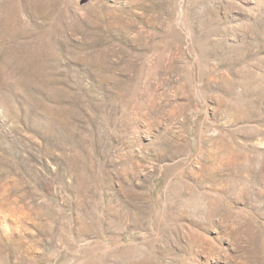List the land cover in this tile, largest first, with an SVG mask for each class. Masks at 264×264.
Returning <instances> with one entry per match:
<instances>
[{
	"label": "rangeland",
	"instance_id": "rangeland-1",
	"mask_svg": "<svg viewBox=\"0 0 264 264\" xmlns=\"http://www.w3.org/2000/svg\"><path fill=\"white\" fill-rule=\"evenodd\" d=\"M0 264H264V0H0Z\"/></svg>",
	"mask_w": 264,
	"mask_h": 264
}]
</instances>
